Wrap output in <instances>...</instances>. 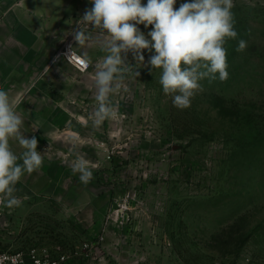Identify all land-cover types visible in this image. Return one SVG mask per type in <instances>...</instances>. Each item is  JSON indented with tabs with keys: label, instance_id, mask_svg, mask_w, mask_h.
<instances>
[{
	"label": "rangeland",
	"instance_id": "374dc122",
	"mask_svg": "<svg viewBox=\"0 0 264 264\" xmlns=\"http://www.w3.org/2000/svg\"><path fill=\"white\" fill-rule=\"evenodd\" d=\"M233 3L228 79L201 81L204 91L178 109L148 65L154 53L144 50L143 66L129 52L132 71L111 97L119 118L94 127L91 93L94 107L38 143L90 162L95 215H23L2 228L0 248L45 246L61 264H264V0ZM87 48L97 61L105 55Z\"/></svg>",
	"mask_w": 264,
	"mask_h": 264
},
{
	"label": "clouds",
	"instance_id": "9594fccd",
	"mask_svg": "<svg viewBox=\"0 0 264 264\" xmlns=\"http://www.w3.org/2000/svg\"><path fill=\"white\" fill-rule=\"evenodd\" d=\"M91 8L75 22L72 36L77 47L69 48L68 59L76 56L74 49L96 46L105 53L94 72L95 110L90 114L94 127L106 120L119 118L118 107L111 97L117 93L133 66L127 62L132 53L136 63L144 66V50L153 52L148 60L152 69H160L159 84L163 93L172 97L178 109L191 106L196 94L203 92L201 81L210 83L229 77L227 49L229 39H236L233 0H185L178 8L177 0H90ZM138 25L151 30L145 35ZM95 33V35H94ZM247 42L239 40L236 51H243ZM85 67L92 64L88 56L80 58ZM138 77L140 73L135 71ZM18 102L0 89V206L14 209L23 200L16 195L17 184L25 174L39 170L42 153L38 140L21 131L24 121L17 113ZM18 141L23 151L17 156L10 140ZM22 161V162H18ZM71 171L79 182L87 185L93 179L92 165L75 155ZM23 199H27L25 196Z\"/></svg>",
	"mask_w": 264,
	"mask_h": 264
},
{
	"label": "crops",
	"instance_id": "0c3cea01",
	"mask_svg": "<svg viewBox=\"0 0 264 264\" xmlns=\"http://www.w3.org/2000/svg\"><path fill=\"white\" fill-rule=\"evenodd\" d=\"M91 7L90 0H0V89L18 102L16 111L24 121L22 133L28 138L35 136L38 143L53 136L49 126L64 125L65 120L75 124L80 110L94 107L90 94L95 93V86L89 80H94L97 60L87 51L88 46L77 48L92 60L86 71L57 56L77 27L75 22ZM10 147L17 156L23 151L14 139ZM37 151L43 156L42 167L25 174L17 184L22 206H0V235L5 225L23 215L52 207L58 216L84 219L95 215V193L72 173L71 158L67 155L66 162L63 154L49 156L42 144ZM47 200L51 202L47 204ZM52 203L54 206H49Z\"/></svg>",
	"mask_w": 264,
	"mask_h": 264
},
{
	"label": "built area",
	"instance_id": "2783aa9c",
	"mask_svg": "<svg viewBox=\"0 0 264 264\" xmlns=\"http://www.w3.org/2000/svg\"><path fill=\"white\" fill-rule=\"evenodd\" d=\"M75 47L74 39L72 36H68L59 50L57 56L64 57L68 62L75 66L80 71H86L90 68V65L85 67L81 62L82 55L77 48L74 49L76 56L71 60L68 59L69 48ZM61 258L55 255L50 249L45 246L31 245L24 249H3L0 248V264H61Z\"/></svg>",
	"mask_w": 264,
	"mask_h": 264
}]
</instances>
